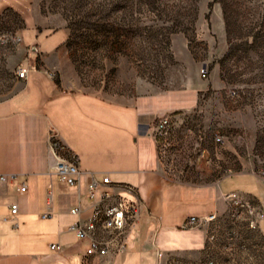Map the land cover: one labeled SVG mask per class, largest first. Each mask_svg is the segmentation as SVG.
Returning a JSON list of instances; mask_svg holds the SVG:
<instances>
[{
    "label": "crops",
    "instance_id": "0c3cea01",
    "mask_svg": "<svg viewBox=\"0 0 264 264\" xmlns=\"http://www.w3.org/2000/svg\"><path fill=\"white\" fill-rule=\"evenodd\" d=\"M35 1L0 0V24L21 37L19 48L34 65L18 90L0 100V176L16 178L0 181V264H192L205 257L206 236L203 229H182L185 220L222 216L224 196L230 193L254 200L264 213V183L253 174L249 152L241 158L231 147V162L221 154L215 167L206 158L205 165L194 162L193 173L183 172L185 166L174 171L172 153L191 135L195 115L203 112L201 87L142 94L130 101L62 91L47 72L56 67L52 60L69 34L49 24ZM166 116L175 125L161 158L147 129ZM51 131L78 159L81 174L75 186L50 172ZM87 173L134 188V195L118 193L140 203L141 221L125 253L84 263L88 242L78 241L68 227L78 220L72 209L85 212L90 206L84 198ZM19 183L26 184L25 194L16 191ZM238 183L254 189L248 192ZM14 204L18 212L12 217ZM262 221L257 233L264 240ZM51 244L61 252L51 251Z\"/></svg>",
    "mask_w": 264,
    "mask_h": 264
},
{
    "label": "rangeland",
    "instance_id": "374dc122",
    "mask_svg": "<svg viewBox=\"0 0 264 264\" xmlns=\"http://www.w3.org/2000/svg\"><path fill=\"white\" fill-rule=\"evenodd\" d=\"M35 4L49 24L69 34L50 70L62 91L130 101L142 94L201 87L203 112L195 115L191 135L172 153L174 171L185 166L183 172L193 173L194 162L205 165L206 158L215 167L221 154L231 162V147L241 158L249 152L253 172L264 165V0ZM11 31L0 24V100L18 90L15 71L28 60L19 47L1 43L16 35ZM223 219L212 253L215 262L264 264V240L257 232L238 231L241 241L232 251L223 249L229 229ZM260 227L264 230V221Z\"/></svg>",
    "mask_w": 264,
    "mask_h": 264
},
{
    "label": "built area",
    "instance_id": "2783aa9c",
    "mask_svg": "<svg viewBox=\"0 0 264 264\" xmlns=\"http://www.w3.org/2000/svg\"><path fill=\"white\" fill-rule=\"evenodd\" d=\"M1 43L20 47L22 40L19 35H14L10 40L4 38ZM31 67L32 64L29 60L22 62L16 68V78L25 80ZM206 72L207 69L203 67L201 74L205 75ZM47 76L51 79L54 77L51 72H47ZM174 125V118L166 116L160 119L152 128L147 129V134L157 144L158 154L161 158L165 157L169 149L168 137L174 129ZM48 154L52 159L50 172L55 174L60 181L70 186L77 185L78 176L81 174L78 168V159L55 131L48 134ZM253 174L264 183V165ZM87 176L89 180L86 184L84 198L90 202V206L85 212L78 207L72 209L70 213L77 216L78 220L68 227V230L74 233L78 241L88 242L84 252V263L95 258H111L125 253L128 238L131 233L138 231L141 221L140 203L137 200L123 199L118 193L125 192L134 195V188L128 185L113 186L107 175L103 176L101 180H97L90 173H87ZM3 180L14 182L16 178L14 176H0V181ZM16 191L19 194H25L27 192L26 184L19 183ZM224 201L227 205V211L222 216L217 217L213 214L207 218L191 217L183 223L182 229H203L205 231V257L203 260L192 264H217L212 257V253L219 244L218 234L221 226L219 219L224 218L225 222L222 221L227 223L229 228L223 242L225 251H232L236 243L241 241L238 231H242L244 234L259 231V222L264 218V213L257 207L254 200L241 198L235 193H230L224 196ZM17 212V205H11V216L15 217ZM49 248L51 251L61 252L58 244H51Z\"/></svg>",
    "mask_w": 264,
    "mask_h": 264
}]
</instances>
